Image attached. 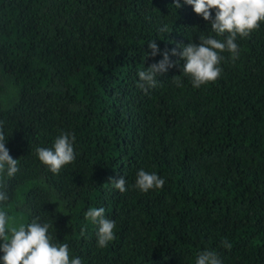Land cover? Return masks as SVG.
<instances>
[{
    "label": "trees",
    "instance_id": "obj_1",
    "mask_svg": "<svg viewBox=\"0 0 264 264\" xmlns=\"http://www.w3.org/2000/svg\"><path fill=\"white\" fill-rule=\"evenodd\" d=\"M175 2L0 0V125L19 169L0 173V210L12 226L52 225V243L82 264H195L205 249L222 264H264V21L237 36V58L220 53L215 81L193 87L170 55L177 63L145 91L137 73L164 51L224 39ZM62 132L76 158L54 174L36 148ZM140 169L163 187L140 191ZM122 176L123 193L110 181ZM90 207L115 221L106 247Z\"/></svg>",
    "mask_w": 264,
    "mask_h": 264
},
{
    "label": "clouds",
    "instance_id": "obj_2",
    "mask_svg": "<svg viewBox=\"0 0 264 264\" xmlns=\"http://www.w3.org/2000/svg\"><path fill=\"white\" fill-rule=\"evenodd\" d=\"M183 3L191 5L194 13L210 23L211 30L216 36H223L224 39L208 36L201 38L199 43L189 42L179 53L175 48L171 52L164 51L161 53L160 61L137 73L139 80L142 81L139 86L145 91L157 85L158 74L165 73L177 63L170 60V55H179L185 61L183 72L191 77L193 87L199 88L201 85L215 81L222 72L218 66L223 59L220 53L228 51L234 59L237 58L239 55L238 45L235 42L237 36L247 37L259 28L261 21H264V0H183ZM174 5L176 8L181 6L179 0H176ZM212 10H215L214 17ZM160 31H167V27ZM147 46L150 49L147 55L156 56L159 51L156 41L148 42ZM176 83L180 86L178 79ZM6 140L3 127L0 125V173L12 177L19 170L18 160L10 156L9 150L5 147ZM74 140V135L62 132L55 139L52 148H36L38 159L48 166L52 173L58 174L63 166L72 163L76 158ZM110 181L121 193L126 191V180L123 176ZM164 184L165 180L154 172L148 173L144 169L137 172L135 186L142 192L161 189ZM7 200V193L0 191V204ZM85 219L98 225L96 235L99 247H106L115 239V221L105 218L103 207H90L85 213ZM38 220L39 217H36L26 226L23 224L19 227L12 226L9 223L8 213L0 210V241H2L0 264H82L80 257L70 258L67 243L59 245L52 243L48 232L53 226L48 223L41 224ZM223 243L225 247H230L227 241ZM195 264H222V262L215 251L205 249L197 254Z\"/></svg>",
    "mask_w": 264,
    "mask_h": 264
}]
</instances>
